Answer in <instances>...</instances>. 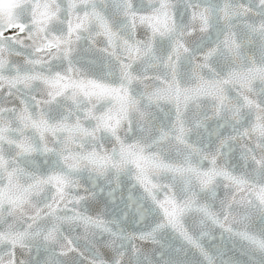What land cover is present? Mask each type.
<instances>
[{
	"label": "snow or ice",
	"instance_id": "snow-or-ice-1",
	"mask_svg": "<svg viewBox=\"0 0 264 264\" xmlns=\"http://www.w3.org/2000/svg\"><path fill=\"white\" fill-rule=\"evenodd\" d=\"M0 264H264V0H0Z\"/></svg>",
	"mask_w": 264,
	"mask_h": 264
}]
</instances>
